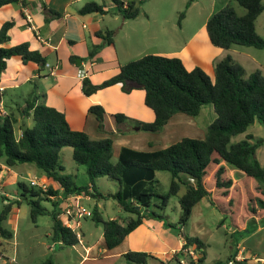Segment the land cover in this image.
Wrapping results in <instances>:
<instances>
[{
	"label": "trees",
	"instance_id": "16d2710c",
	"mask_svg": "<svg viewBox=\"0 0 264 264\" xmlns=\"http://www.w3.org/2000/svg\"><path fill=\"white\" fill-rule=\"evenodd\" d=\"M196 1L188 0L187 8ZM232 1L246 12L240 16L234 6L229 4L214 13L206 23L211 43L223 50H230L234 45L264 50V38L256 31V21L264 11V0ZM112 2L113 9L90 2L79 12L84 15H120L125 20L136 19L144 13L145 0ZM10 4L26 5L25 0H0V10ZM58 16L52 10L45 9L46 22H51ZM184 16L181 14L180 19ZM14 26L15 21L11 20L0 30V76L7 70L8 60L13 57H20L25 64H36L40 74L47 67V60L41 52L32 50L28 42L5 47L11 40L10 30ZM97 36L104 41L92 47L89 59L95 58L105 45L114 44L112 31L100 32ZM70 60L77 63L75 56H71ZM118 84L125 93L137 88L143 89L146 93L145 103L155 113V120L149 123L116 114L114 118L117 124L126 125L123 129L119 127L120 132L137 126L140 131L158 133L176 114L197 117L202 108L208 105L213 106L216 118L209 125L204 139L185 137L154 152L123 147L117 162H114L112 137L95 139L86 132L73 130L64 113L46 104V94L34 93L23 109L16 110L22 120L31 118L33 121L30 127L23 125L20 129L22 135L17 136L16 126L19 121L16 112L7 107L4 102L6 95L0 91V160L8 167L34 165L42 171L47 182L51 181L47 191L34 187L31 183L30 187L25 183H18L21 196L31 208L33 222L37 223L39 216L51 215L52 239L65 246H75L80 243L81 238L59 218L58 207L61 203L53 202L52 211L42 203L60 195H86L99 200L112 198L124 212L131 215L127 221H105L98 209L91 216L96 224L103 226L105 246L111 250L120 246L144 221H164L170 199L177 196L184 186L186 192L179 200L181 225H187L194 208L207 200L222 215L231 219L236 232L254 233L258 225L264 222V167L257 157V150L264 145V137L255 138L248 134L241 141L234 142L233 139L245 134L256 122L264 128L262 72L257 70L247 76L245 68L228 55L215 63L213 80L201 67L188 70L178 57L151 54L122 65L116 76L100 84H94L90 78L85 77L82 90L86 96H92ZM89 111L96 116L98 130L107 133L104 108L95 105ZM67 147L72 148L76 164L85 168L88 179L83 185L76 184L72 176L65 174L66 169L60 163L61 153ZM223 162L235 166L243 173V177L234 182L222 165ZM158 172L171 174L167 194L159 193ZM100 178L117 182L118 190L115 193L100 191L97 186ZM53 184L59 187L56 188ZM21 203L9 201L3 204L0 211L1 238L11 240L14 237L11 231L3 227V223L9 218L13 206H20ZM184 238L182 250L194 248L200 256L196 261L191 259L190 264H206L207 245L198 237ZM180 255L179 252L172 257L179 262ZM236 258L237 255H232L226 261H217L215 264H227ZM122 259L127 264H149L150 261L167 264L147 252L129 251L122 255ZM42 264L53 262L50 260ZM237 264L264 263L244 259L237 261Z\"/></svg>",
	"mask_w": 264,
	"mask_h": 264
},
{
	"label": "crops",
	"instance_id": "0c3cea01",
	"mask_svg": "<svg viewBox=\"0 0 264 264\" xmlns=\"http://www.w3.org/2000/svg\"><path fill=\"white\" fill-rule=\"evenodd\" d=\"M99 1L25 0V6L10 4L0 10V30L6 22L15 21V26L10 30L11 40L5 47H13L28 42L32 50L41 52L47 60V67L40 74L37 72L38 67L34 63L25 64L20 57H13L8 60L7 70L0 76V89L6 95L4 102L7 107L12 111H16L18 108L23 109L27 100L34 93L46 94V104L64 113L73 130L86 132L95 139H103L108 136L98 132L96 116L89 111L92 106L100 105L104 108L106 130L110 133L117 132L114 118L116 114H124L132 119L149 123L155 120V113L146 105V93L141 88L125 93L122 86L118 84L100 90L92 96H86L82 90L84 78L79 76L80 70L86 72L85 77L90 78L92 83L100 84L116 76L122 65L142 57L137 55L144 57L153 54L178 57L188 70L201 67L214 80L215 63L228 56L226 53L228 50L218 48L211 43L206 24L180 43L178 41L181 36L174 30L166 28L164 21L157 22L154 15L148 10H144L141 16L133 20H125L120 15L114 14L91 13L84 15L79 12L85 4L90 2L104 5L108 9L114 8L112 0ZM194 4L195 2L192 6ZM46 8L59 14V16L52 19L51 22H46ZM107 31L114 32V44L105 45L95 58L89 59L88 56L92 47L100 45L104 41L97 34ZM71 56L77 57L76 64L71 62ZM78 59L81 60V65L78 64ZM205 108L206 106L202 108V111ZM212 111L214 112L213 106L210 113ZM25 121L27 126L33 125L31 118ZM195 124L193 117L180 113L170 119L162 133L153 135L155 136L153 139H148L144 135H138V133L135 135L117 134L112 138L114 154L117 151L119 157L123 147L137 151L154 152L167 148L185 137L204 139L206 132L198 130ZM248 131L245 133V137L252 134ZM21 134L22 131L20 130L19 136ZM238 141L236 140V142ZM263 146L257 150V157L260 162L259 152ZM26 165L24 170H35L33 165ZM262 166L264 167L263 164ZM15 167H8L0 160V202L3 204L9 203V201L22 202L18 198L11 201L6 190L13 180L19 183L17 180L18 173L14 172ZM31 173H33V178L38 177L41 180H47V178L42 179L37 176L38 173L35 171ZM40 174L42 175V173ZM242 177L243 175H240V178ZM239 179L234 180V182ZM49 182L51 183V181ZM53 185L56 188L59 187L57 184ZM59 197L61 198V205L65 206L80 205L82 196L66 197L60 195ZM20 206H13L10 213L12 218L18 215ZM103 242L105 248L102 252L104 256L103 254L101 256L106 257L111 254L114 256V262L122 259V255L129 251H137L150 253L168 264L167 260L164 259V251L158 246L160 243L158 232L152 228L147 220L133 231L120 246L109 250L106 248L104 240ZM89 249V247L86 248V254H88ZM99 251L94 257L90 255L85 259H97ZM174 251L173 255L177 252ZM246 253L248 255L244 256L246 259H250L254 263L258 261L264 263V222L260 223L257 230L249 234L243 243L237 244L235 255L243 258ZM231 256L232 254L227 259Z\"/></svg>",
	"mask_w": 264,
	"mask_h": 264
},
{
	"label": "rangeland",
	"instance_id": "374dc122",
	"mask_svg": "<svg viewBox=\"0 0 264 264\" xmlns=\"http://www.w3.org/2000/svg\"><path fill=\"white\" fill-rule=\"evenodd\" d=\"M147 1L148 0H145L143 9L151 12L157 22L164 21V26L166 28L174 30L179 34L181 38L178 42L180 43L203 28L211 15L229 4L234 6L240 16L244 15L246 12L244 8L232 0H197L190 8H187L188 0ZM99 2H101V0ZM181 14L185 15L182 19H180ZM256 31L264 38V11L256 21ZM226 53L245 68L247 76L257 70H260L264 75V50L234 45ZM137 56L143 57V55ZM211 109L212 106H206L199 116L193 117L198 130L206 132L211 122L215 120L216 114L213 111L210 113ZM15 112L19 119L16 131L17 136H19L20 128L25 125L26 121L20 118L17 111ZM125 126L126 125L120 126L116 122V133H110L107 130V133H102L99 130L98 132L111 136L112 138L117 136V134L135 135L138 133V135H144L148 139H153L155 138L153 135H158L164 130L158 133L135 131V127H137L135 126L132 128L129 127L127 131L120 132L119 127L123 129ZM248 132L254 134L255 138L264 137V128L258 122H256ZM235 138L234 142H236V140H242L245 138V134ZM117 145H120V143H117ZM259 158L264 165V146L259 152ZM117 160L118 154L116 151L113 161L117 162ZM60 163L66 169L65 174L72 176L76 184L83 185L87 182L88 178L85 168L76 164L73 160L72 148L67 147L63 149L60 156ZM222 165L227 167L228 175L232 180H237L240 178V175H243L240 170L231 164L223 162ZM26 166V164H22L14 168V172L18 173L17 180H19V182L25 183L30 187V182L33 178V173L31 172L34 171L38 173L36 175L40 176L42 179L46 178L42 171L38 170L34 165V171L24 170ZM40 173H42V175ZM157 178L159 180V193L167 194L170 190L171 174L169 172H158ZM48 184L51 185L49 181ZM97 186L98 189L104 193H115L118 190L117 182L111 181L108 178L98 179ZM6 190L11 201L17 200L18 198L22 200V205L16 217L12 218L10 215L3 223V227L11 231L15 237L11 240L0 237V264H42L50 260L53 264H127L124 259H119L114 262V256L111 254L103 257L104 254L102 250L105 248L103 244V226L96 224L91 217L78 219L75 215V211L78 207H84L92 213L95 209H98L105 221L110 219L127 221L128 217L131 215L124 212L116 200L112 198L99 200L91 196L82 195L79 203L80 205L72 204L63 206L60 204L58 208L61 220L69 224L81 238L79 244L75 246H65L63 243L52 239L53 220L51 215L39 216L37 223L33 222L30 214L31 208L21 196L22 191L16 181L13 180V182L7 186ZM185 192L186 188L182 186L179 194L170 199L169 205L165 211L166 219L164 221L147 220L152 228L158 232L160 237L158 246L164 251V259L167 260L168 264H190L191 259L200 257L194 248L182 250V246L185 243L184 236L198 237L207 245V264H215L217 261H226L228 256L231 254L235 255L237 244L243 243L244 239L249 237V234L236 232L231 224V219L222 215L220 211L216 207L211 206L207 200H203L194 208L191 219L187 225H181L179 223L181 216L179 200ZM42 197L48 198L45 195H42ZM53 202L61 203V198L51 197V201H44L42 205L49 211H52L54 209ZM2 206L3 203L0 202V211L2 210ZM69 212L70 216L67 217L66 214ZM169 224L174 226L170 227ZM87 247L90 248L88 254H86ZM173 250H175L174 252L177 251V254H179V252L181 253L179 262L173 259ZM98 251L99 254L96 257L97 259H85V257H89L90 255L94 257ZM101 254H103V256H101ZM244 256H248L247 253L243 255V258H245ZM149 264L161 263L150 261Z\"/></svg>",
	"mask_w": 264,
	"mask_h": 264
},
{
	"label": "built area",
	"instance_id": "2783aa9c",
	"mask_svg": "<svg viewBox=\"0 0 264 264\" xmlns=\"http://www.w3.org/2000/svg\"><path fill=\"white\" fill-rule=\"evenodd\" d=\"M79 76L82 77V78H85L86 76V72L84 70H80L79 71ZM0 91H2L0 89ZM2 108V107H1ZM22 135V134H21ZM31 185L34 186V187H41L44 191H47L48 188H49V184L47 182V180H41L39 179L38 177H34L33 179H31ZM75 215L78 219L80 218H87V217H91L93 215V213L91 211H88L86 208L84 207H78L75 211ZM67 217L70 216V212L66 214ZM59 218L61 219V215L59 216ZM70 222V221H69ZM68 227H70L69 224L65 223ZM244 259L246 258H242V257H237L236 260H230L228 261L227 264H237V261H243ZM193 260H198L197 259H193Z\"/></svg>",
	"mask_w": 264,
	"mask_h": 264
},
{
	"label": "water",
	"instance_id": "95a60500",
	"mask_svg": "<svg viewBox=\"0 0 264 264\" xmlns=\"http://www.w3.org/2000/svg\"><path fill=\"white\" fill-rule=\"evenodd\" d=\"M78 64L81 65V60L78 59ZM135 131H140V128L139 127H135Z\"/></svg>",
	"mask_w": 264,
	"mask_h": 264
}]
</instances>
